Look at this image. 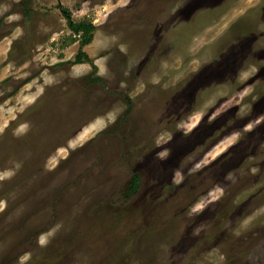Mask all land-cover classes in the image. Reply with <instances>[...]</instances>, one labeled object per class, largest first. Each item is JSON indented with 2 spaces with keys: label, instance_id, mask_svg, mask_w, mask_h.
<instances>
[{
  "label": "rangeland",
  "instance_id": "rangeland-1",
  "mask_svg": "<svg viewBox=\"0 0 264 264\" xmlns=\"http://www.w3.org/2000/svg\"><path fill=\"white\" fill-rule=\"evenodd\" d=\"M213 2L0 0V264H264V0Z\"/></svg>",
  "mask_w": 264,
  "mask_h": 264
},
{
  "label": "flooded vegetation",
  "instance_id": "flooded-vegetation-1",
  "mask_svg": "<svg viewBox=\"0 0 264 264\" xmlns=\"http://www.w3.org/2000/svg\"><path fill=\"white\" fill-rule=\"evenodd\" d=\"M174 1V5L172 2ZM135 4L138 3V5H135V7H146L140 11H135L134 15L136 16L135 21L133 22L134 25L138 26L139 24H142L145 21H149L150 24H153V21H156V19H152V16L148 15L147 12L150 11L151 7H177V4L180 7H203L205 0H134ZM218 0L217 2H213L212 6L217 7ZM161 11V8H160ZM183 11V9H182ZM185 11V10H184ZM124 12V10L122 11ZM133 14V12L131 13ZM122 16L121 21L124 23L125 17L127 14L124 12L123 14H120ZM150 16L151 20L147 19ZM125 20V21H124ZM128 24V22L126 23ZM141 36H135L134 40L141 39Z\"/></svg>",
  "mask_w": 264,
  "mask_h": 264
},
{
  "label": "trees",
  "instance_id": "trees-1",
  "mask_svg": "<svg viewBox=\"0 0 264 264\" xmlns=\"http://www.w3.org/2000/svg\"><path fill=\"white\" fill-rule=\"evenodd\" d=\"M60 11H61L62 16L66 20L67 27L72 33V35L78 36V40H77L78 52L76 56L74 57L73 62L70 63V65L73 66V65H78L82 63L91 64L92 63L91 60L85 53L82 52V48L91 43L95 27L88 21L74 23L70 19V15L67 10L61 9Z\"/></svg>",
  "mask_w": 264,
  "mask_h": 264
}]
</instances>
